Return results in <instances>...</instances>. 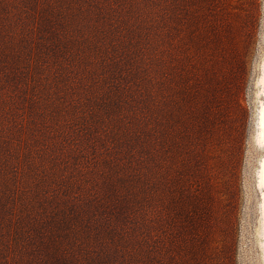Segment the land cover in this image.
<instances>
[{
    "label": "rangeland",
    "instance_id": "obj_1",
    "mask_svg": "<svg viewBox=\"0 0 264 264\" xmlns=\"http://www.w3.org/2000/svg\"><path fill=\"white\" fill-rule=\"evenodd\" d=\"M263 35L264 0H0V264H264Z\"/></svg>",
    "mask_w": 264,
    "mask_h": 264
},
{
    "label": "bare ground",
    "instance_id": "obj_2",
    "mask_svg": "<svg viewBox=\"0 0 264 264\" xmlns=\"http://www.w3.org/2000/svg\"><path fill=\"white\" fill-rule=\"evenodd\" d=\"M260 67L261 69L258 77V82L260 84L259 86L260 95L258 94V96H260V99L257 105L256 116H255V124H256L255 140L259 145L263 146L264 148V58L262 59ZM255 177H256V184L260 189L259 204H260L261 217H262L260 223V233L262 236L261 247H262V257L264 260V150L259 159Z\"/></svg>",
    "mask_w": 264,
    "mask_h": 264
}]
</instances>
